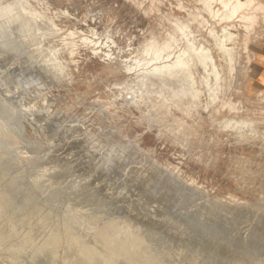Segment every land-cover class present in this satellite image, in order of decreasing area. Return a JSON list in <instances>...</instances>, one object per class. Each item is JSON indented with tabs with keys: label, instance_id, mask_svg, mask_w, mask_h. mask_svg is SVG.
I'll return each mask as SVG.
<instances>
[{
	"label": "rangeland",
	"instance_id": "rangeland-1",
	"mask_svg": "<svg viewBox=\"0 0 264 264\" xmlns=\"http://www.w3.org/2000/svg\"><path fill=\"white\" fill-rule=\"evenodd\" d=\"M195 8L208 20L205 27L189 20ZM168 16L190 26L168 60L192 45L209 54L207 69L197 65L194 72L201 93L190 113L187 102L158 109L153 67L162 62L141 55L151 34L162 40L171 30ZM210 24L217 36L225 28L232 33L224 55ZM262 44V17L247 30L238 19H213L200 0H0V264H239V248H247L246 260L264 259V244L253 235L238 240L239 162L261 170L248 182L255 179L251 189L264 193ZM211 64L220 71V89ZM213 89L217 100L210 99ZM236 119L258 122L243 127L247 139L237 137ZM187 127L195 132L191 139Z\"/></svg>",
	"mask_w": 264,
	"mask_h": 264
},
{
	"label": "bare ground",
	"instance_id": "bare-ground-1",
	"mask_svg": "<svg viewBox=\"0 0 264 264\" xmlns=\"http://www.w3.org/2000/svg\"><path fill=\"white\" fill-rule=\"evenodd\" d=\"M153 1V0H152ZM40 2V1H39ZM138 2H139V0H138ZM155 2V1H154ZM200 2L202 3V5H203V10L205 11V12H207L208 14H210V16L213 18V19H216V20H218V21H221V20H224V21H231V20H233V19H238V21H239V26H241V27H244L245 29H247V30H250V29H252L253 27H254V25H255V23L257 22V20H258V18L259 17H262V19H264V2H262V1H259V0H200ZM156 3V2H155ZM150 5H151V3H150ZM155 5V4H154ZM153 5V6H154ZM152 6V7H153ZM178 6H180V4L178 5ZM148 7V6H147ZM151 8V7H150ZM198 8V7H197ZM197 8H195V10H193V9H190V12H189V15H190V18H189V20L190 21H192V23L194 22V23H196L197 24V26H203V27H205L206 26V24L208 23V20L206 19V18H203L202 16H200L201 14H199V11H198V9ZM200 8V7H199ZM202 8V7H201ZM200 8V9H201ZM42 10V9H41ZM147 10H148V8H147ZM146 10V11H147ZM30 11H32V9L30 10ZM35 11V10H34ZM37 12V11H36ZM35 12V13H36ZM149 12V11H148ZM151 12V11H150ZM33 13V12H32ZM35 13H33V14H35ZM41 15V14H40ZM39 15V16H40ZM43 15V14H42ZM41 15V16H42ZM162 15V14H161ZM36 16H38V15H36ZM163 16V15H162ZM171 16V15H170ZM170 16H168V19H169V21L171 22V25H172V28H171V30L170 31H168L166 34H165V36H164V38H162V40H158L157 39V36H155L154 34H151V36H150V38L149 39H147L144 43V45H143V47H142V49H141V55H142V58L143 59H145L146 61H149V62H151V61H154V62H156V61H158V62H162L161 64H156L154 67H153V71H155V77H156V79H155V81L154 82H152V83H154V85H156V86H158V89L156 90V92H157V94H158V96L157 97H155L154 98V96H153V98L155 99V104H156V106L157 107H160V108H158V109H165L166 107L168 108V105L169 104H173V105H175V106H177V107H179L180 108V106H182V104L183 103H188L187 105H186V107H184V110H185V112H187V113H190L191 112V110H193L194 108H196L197 107V102H198V97H199V95H200V93H201V89H199V88H195V86H194V72L196 71V69H197V65H200L202 68H203V70H206L207 69V66L208 65H210V63H209V54L207 53V51H206V49L205 48H203V47H195L194 45H192L191 46V50H186V51H183V52H180V53H178L177 55H175L172 59H170V60H168L169 59V57H170V55H171V51H169V50H173L174 49V47L176 46V44L178 43V41L180 40V39H182V37H187V30L189 29V24L188 23H185L184 21H180L179 19H174L173 17L171 18ZM43 17H45V16H43ZM200 17V18H199ZM35 18H37V17H35ZM165 18V17H164ZM42 19V18H41ZM45 19V18H44ZM47 20V19H46ZM48 21V20H47ZM50 23V22H49ZM170 24V23H169ZM53 26V25H52ZM55 26V25H54ZM196 26V25H195ZM202 27V28H203ZM55 28V27H54ZM168 28V27H167ZM48 29H51V28H48ZM56 29V28H55ZM55 29H53V30H55ZM165 29V28H164ZM52 30V31H53ZM58 30V29H57ZM168 30V29H167ZM50 32V31H49ZM48 32V33H49ZM159 32V31H158ZM165 32V31H164ZM208 33L211 35V36H216V40H215V47H216V49L217 50H219V51H221L222 53H223V55H224V42H225V40H227V39H229V38H231L232 37V33H230V32H228V30L225 28L224 30H223V32H222V34L220 35V36H217L216 35V32L213 30V28L211 27V24L209 25V27H208ZM162 34V33H161ZM249 35H250V33H248V34H246L245 35V39H244V47L246 48V41L248 40V37H249ZM247 39V40H246ZM79 40V39H78ZM84 41H85V39H83ZM86 40H87V38H86ZM88 41V40H87ZM86 41V42H87ZM67 42L69 43V41L67 40ZM67 42H64L65 44L67 43ZM72 42V41H71ZM79 42V41H78ZM83 42V41H82ZM89 42V41H88ZM60 44H61V42H59ZM73 43V42H72ZM71 43V44H72ZM53 45L54 44H52L51 46H52V48H53ZM64 45V44H63ZM56 46V45H55ZM59 46V45H58ZM57 46V47H58ZM70 46V45H69ZM68 46V47H69ZM74 46V45H73ZM61 47V46H60ZM71 47V46H70ZM76 47V46H75ZM49 48V47H48ZM51 48V49H52ZM55 48V47H54ZM59 48V47H58ZM78 48H79V46H78ZM56 49V48H55ZM62 49H63V47H62ZM61 49V50H62ZM65 49V48H64ZM67 49V48H66ZM68 49H70V48H68ZM57 51V50H56ZM63 51V50H62ZM67 51V50H66ZM55 52V51H54ZM59 52V51H58ZM69 53H71V52H69ZM72 53H73V51H72ZM105 56H107V55H105ZM226 57V56H225ZM74 60V59H73ZM52 63H54V62H52ZM61 64V63H60ZM211 68H214L215 70H214V72H212L213 70L211 69V72H212V74H213V78H214V82H215V86H217L218 85V88L220 89L221 88V86H220V83H221V79H222V77H221V75H220V71H219V69H217V68H215V65L214 64H211ZM203 79H206V76H204L203 77ZM140 83L143 85V86H147V83L145 82V81H140ZM175 83H177L178 85H174ZM123 84V83H122ZM140 84V85H141ZM121 85V84H120ZM148 87V86H147ZM151 87V86H150ZM147 89V88H146ZM154 89V88H153ZM148 90V89H147ZM146 90V93L148 92ZM150 90V89H149ZM151 90H152V88H151ZM154 91V90H153ZM152 91V92H153ZM218 89H213V90H211V92H210V99L212 100H214V98L215 97H217L216 95H217V93H218ZM144 92V91H143ZM156 92H155V94H156ZM149 93V92H148ZM144 94V93H143ZM142 93H140L139 95H140V97H139V95H137L139 98H141V96L143 95ZM152 93H150V95H151ZM132 96H134V95H132ZM144 96V95H143ZM145 96H146V94H145ZM148 96H149V94H148ZM156 96V95H155ZM131 97V96H130ZM136 98V97H135ZM146 98V97H145ZM147 98H150V96L149 97H147ZM138 99V98H137ZM152 99V98H151ZM216 99V98H215ZM134 100V99H133ZM132 100V101H133ZM136 100V99H135ZM153 100V99H152ZM217 100V99H216ZM131 101V102H132ZM139 101V100H138ZM126 102V101H125ZM130 102V101H129ZM135 102V101H134ZM152 103L154 102V100L153 101H151ZM203 102V101H202ZM213 102V101H212ZM211 102V105L213 104ZM215 102V101H214ZM128 103V102H127ZM136 103H137V101L135 102V105H136ZM142 102H140L139 104H141ZM148 103V101H146L145 102V105ZM132 104H134V103H132ZM107 105V104H106ZM142 105V104H141ZM151 105V104H150ZM203 105V104H202ZM104 106H105V104H104ZM137 106H138V104H137ZM147 106V105H146ZM153 106H155V105H153ZM155 106V107H156ZM207 106H209V105H207ZM156 107V108H157ZM104 108V107H103ZM148 108H150V106L148 107ZM151 108H153V107H151ZM199 108V107H198ZM154 109V108H153ZM169 109V108H168ZM99 110H101V109H99ZM104 110V109H103ZM103 110H102V112H103ZM146 110V109H145ZM170 110V109H169ZM171 110H173V109H171ZM183 110V111H184ZM105 111V110H104ZM108 111V110H107ZM154 111V110H153ZM168 111V110H167ZM178 111H179V109H178ZM209 111V110H208ZM210 111H211V109H210ZM215 111V110H214ZM111 112V111H110ZM156 112V111H155ZM161 112V111H160ZM163 113H164V111H162ZM169 112V111H168ZM213 112V111H212ZM157 113V112H156ZM162 113V114H163ZM167 113V112H166ZM176 113V112H175ZM178 113V112H177ZM196 113V112H195ZM194 113V114H195ZM198 113V112H197ZM168 114V113H167ZM171 115H172V113H170ZM183 114H184V112H183ZM208 114H209V112H208ZM214 114V113H213ZM152 115V114H151ZM157 115H160V113H158ZM164 115H165V113H164ZM182 115V114H181ZM185 115H186V113H185ZM187 115H189V114H187ZM192 115V114H191ZM217 115V114H216ZM216 115L214 116V117H216ZM163 116V115H162ZM161 116V117H162ZM169 116V115H168ZM194 116V115H193ZM196 116V115H195ZM147 117V116H146ZM157 117H159V116H157ZM176 118V116H173V118ZM181 117H183V116H181ZM186 117V116H185ZM197 117H199V116H197ZM211 117V116H210ZM219 117V116H218ZM218 117H216V118H218ZM230 117V116H229ZM153 118V117H152ZM172 119L173 121L175 120L176 121V119H179L178 117L176 118V119ZM190 118V117H189ZM156 119V118H155ZM158 119V118H157ZM156 119V120H157ZM161 119H163V118H161ZM219 119V118H218ZM230 119L231 118H224L223 119V121H225V123L226 124H230V123H232V122H230ZM234 119V118H233ZM164 121H165V118L163 119ZM171 119H169V121H170ZM183 120V119H182ZM187 120V119H186ZM191 120V119H190ZM210 120V119H209ZM212 120H214V118L212 119ZM211 120V121H212ZM216 120V119H215ZM237 120V122H238V125L235 127V129H236V132H237V137L239 138V140L240 139H244V137H246V135L244 134V132L242 131V129H243V127L244 126H247V127H249V128H254V126H255V124H256V122L253 120V119H249L248 121H246V120H244V121H239L238 119H236ZM153 121V120H152ZM158 121H161V120H159L158 119ZM163 121V122H164ZM168 121V120H167ZM180 121H181V119H180ZM220 121V120H219ZM235 121V120H234ZM258 121H262L261 119L260 120H258ZM162 122V121H161ZM176 122H178V121H176ZM183 122V121H182ZM181 122V123H182ZM189 122V121H188ZM191 122H192V120H191ZM190 122V123H191ZM236 122V121H235ZM236 122V123H237ZM262 122H264V121H262ZM156 123H159V122H157L156 121ZM172 123H174V122H172ZM183 123H185V122H183ZM182 123V124H183ZM217 123V122H216ZM258 123V122H257ZM259 123H261V122H259ZM164 124H165V122H164ZM163 124V125H164ZM177 124V123H176ZM221 123H219V125H220ZM223 124V123H222ZM191 125V124H190ZM189 125V126H190ZM215 125V124H214ZM219 125H218V127H219ZM231 126V128L234 126V124L232 123V124H230ZM162 126V125H161ZM167 125H165V126H163V127H166ZM217 126V125H216ZM173 127H175V126H173ZM172 127V129H174ZM177 127V126H176ZM175 127V129L177 130V128ZM184 127V125H182V128ZM221 127V126H220ZM222 127H223V125H222ZM224 129H225V126L223 127ZM166 129V128H165ZM172 129H170V130H172ZM180 129V128H179ZM188 131H187V133L189 132V129H188V127L186 128ZM190 129H192L191 127H190ZM166 130H169V129H166ZM182 130V129H181ZM185 129H183V131H184ZM249 130V129H248ZM253 130V129H252ZM174 131V130H173ZM191 131V130H190ZM250 131V130H249ZM180 132V131H179ZM179 132H178V134H179ZM182 132V131H181ZM180 132V133H181ZM256 132V131H255ZM254 132V134H257V133H255ZM176 133V132H175ZM192 133V132H191ZM190 133V135H192L193 133H195L194 131H193V133L191 134ZM259 133V132H258ZM249 134V133H248ZM261 134V133H260ZM260 134L258 135V136H260ZM174 135V134H173ZM181 136H182V134H180ZM188 135H189V133H188ZM189 135V136H190ZM197 135V134H196ZM236 135V134H235ZM249 136V135H248ZM250 136H251V133H250ZM253 136V135H252ZM251 136V137H252ZM257 136V135H256ZM77 137V136H76ZM175 137H176V134H175ZM183 138H185L184 136H182ZM187 137V136H186ZM193 137V136H192ZM200 137V136H199ZM178 138H179V136H178ZM256 137L254 136V138L253 139H251V140H254ZM84 139V138H83ZM181 139V138H180ZM190 139H191V136H190ZM246 139H247V137H246ZM238 140V141H239ZM259 140V139H258ZM89 141V140H88ZM178 141V140H177ZM176 140L174 141V142H177ZM187 141H188V139H187ZM238 141H236V142H238ZM246 141V140H245ZM255 141V140H254ZM253 141V142H254ZM79 142V141H78ZM83 142V141H82ZM179 142V141H178ZM181 142V141H180ZM191 142V141H190ZM189 142V143H190ZM252 142V143H253ZM85 143V142H84ZM104 143V142H103ZM182 143H184V142H182ZM186 143V142H185ZM184 143V144H185ZM242 143V142H241ZM251 143V144H252ZM83 144V143H82ZM81 144V145H82ZM129 144V143H128ZM128 144H126V145H128ZM250 144V145H251ZM79 145V144H78ZM80 145V146H81ZM84 145V144H83ZM82 145V146H83ZM115 145V144H114ZM125 145V146H126ZM131 145H133V143L131 144ZM246 145V144H245ZM262 145V144H261ZM85 146V145H84ZM86 146H88V145H86ZM100 146V145H99ZM102 146V145H101ZM124 146V147H125ZM98 147V146H97ZM103 147V146H102ZM107 147V146H106ZM131 147V146H130ZM109 148V147H108ZM261 148V147H260ZM94 149V148H93ZM98 149V148H97ZM100 149V148H99ZM124 149V148H123ZM88 150V149H87ZM103 150H105V149H103ZM110 151V150H109ZM113 151V150H112ZM261 151L262 152H264V148H262L261 149ZM259 152V151H258ZM95 153V152H94ZM104 154V153H103ZM199 154V153H198ZM197 154V155H198ZM257 154V153H256ZM259 155H260V153H259ZM258 155V156H259ZM101 156H102V154H101ZM104 156V155H103ZM243 157H244V155H243ZM197 158V157H196ZM199 158H201V157H199ZM262 158V157H261ZM243 160H244V158H243ZM245 162V161H244ZM243 161L242 162H239V191L242 193V195H239V244H240V242L243 240V239H250V236L251 235H253L254 236V241H255V243L257 244V245H260V243L258 244V242H260L261 241V244H264V193H262L261 191H259V189H258V192L255 190V189H251V187H250V184L251 183H253V180H255V179H252V180H250V182H248L249 180V178H250V175L252 174V173H258L259 171L261 172V170H259V171H257V168H256V170L254 171V170H252L250 167H249V163L248 162H245L244 163ZM163 166V165H162ZM167 168V167H166ZM260 168V166L258 167V169ZM262 168V167H261ZM163 169V168H162ZM130 170V169H129ZM164 171H165V169H164ZM262 171H264V170H262ZM167 172H168V170H167ZM255 174H253V175H255ZM13 176V175H12ZM256 176H258V175H256ZM260 176V175H259ZM12 178V177H11ZM252 178H254V176L252 177ZM259 179H260V181H261V179H262V177L260 178L259 177ZM11 181H12V179H11ZM115 181V180H114ZM257 181V180H256ZM258 182V181H257ZM262 182V181H261ZM178 183V182H177ZM180 183V182H179ZM178 183V184H179ZM254 183H256V182H254ZM175 184V183H174ZM181 184V183H180ZM185 184V183H184ZM262 184V183H261ZM142 185L143 186H146V185H144V183H142ZM151 185H153V184H151ZM138 186V185H137ZM157 186H158V184H157ZM179 186V185H178ZM177 186V187H178ZM258 186V185H257ZM262 186H264V185H262ZM153 188V187H152ZM181 188V187H180ZM183 188V190H185V188L184 187H182ZM260 188V187H259ZM187 189V188H186ZM262 189V188H261ZM29 190V189H28ZM178 190V189H177ZM0 191H2V190H0ZM23 191H25V190H23ZM187 191H189V189L187 190ZM22 192V191H21ZM14 193V192H13ZM23 193V192H22ZM29 193V192H28ZM183 193V192H182ZM4 195V194H3ZM3 195H1V196H3ZM15 195V194H14ZM11 197V196H10ZM232 197V196H231ZM8 198V197H7ZM213 198V197H212ZM225 198H227V197H225ZM208 198L206 197V200H207ZM214 199V198H213ZM212 199V200H213ZM216 199H218V198H216ZM231 199V198H230ZM209 200V199H208ZM211 200V199H210ZM220 200H222L221 198L219 199V201ZM232 200V199H231ZM8 201V200H7ZM213 201H215V199L213 200ZM212 201V202H213ZM218 201V200H217ZM224 201V200H223ZM226 201L227 200H225V204H226ZM206 202H208V201H206ZM229 202H231L230 200H229ZM229 202H227V203H229ZM26 203V202H25ZM223 203V204H224ZM232 203V202H231ZM215 203H213V205H214ZM217 204V203H216ZM223 204H221V205H223ZM233 205H235L234 203H232ZM68 206V205H67ZM218 206H219V203H218ZM225 206V205H224ZM227 206V205H226ZM229 206V205H228ZM23 207V206H22ZM71 207V206H70ZM233 207V206H232ZM231 207V205H230V207L229 208H232ZM21 208V207H20ZM67 208V207H66ZM69 208V207H68ZM216 208H217V206H216ZM219 208V207H218ZM222 208H224V207H222ZM221 208V210H223ZM229 208H227V209H229ZM234 208H236L235 206H234ZM7 209V208H6ZM13 209V208H12ZM15 209V208H14ZM38 209V208H37ZM36 209V210H37ZM61 209V208H60ZM225 209H226V207H225ZM224 209V210H225ZM236 209H238V208H236ZM34 210V209H33ZM218 210H220V209H218ZM5 211V210H4ZM11 211V210H10ZM14 211V210H13ZM213 213H214V211L213 210H211ZM230 211V210H229ZM231 211H233V213H234V209L233 210H231ZM1 212V211H0ZM8 212V211H7ZM32 212V211H31ZM33 212H35V211H33ZM50 212V211H49ZM68 212V211H67ZM36 213V212H35ZM41 213V212H40ZM39 213V214H40ZM47 213V212H46ZM65 213V212H64ZM78 213V212H77ZM210 213V212H209ZM208 213V214H209ZM216 213V212H215ZM215 213H214V215H215ZM225 213V212H224ZM230 213V212H229ZM205 214V213H204ZM203 214V215H204ZM222 214V213H221ZM227 214V213H226ZM6 215V214H5ZM20 215V214H19ZM42 215V214H41ZM210 215V214H209ZM218 215V214H217ZM43 216V215H42ZM46 216V215H45ZM49 216V215H48ZM51 216H53V215H51ZM56 216V215H55ZM66 216V215H65ZM69 216V215H68ZM68 216H66V217H68ZM75 216V215H74ZM73 216V217H74ZM201 216H202V214H201ZM201 216H200V218H201ZM212 217H213V214L211 215ZM216 216V215H215ZM12 217H14V216H12ZM17 217V216H16ZM23 217V215L21 216V218ZM25 217H26V215H25ZM36 217V216H35ZM38 217V216H37ZM78 217V216H77ZM76 217V218H77ZM88 217V216H87ZM95 217V216H94ZM205 217H206V219L208 218L206 215H205ZM42 218V217H41ZM60 218V217H59ZM80 218V217H79ZM86 218V217H85ZM91 218V217H90ZM89 218V219H90ZM117 218V217H116ZM226 218V217H225ZM225 218H223V219H225ZM26 219V218H25ZM24 219V220H25ZM33 219V218H32ZM43 219V218H42ZM54 219V218H53ZM69 219V218H68ZM93 219V218H92ZM119 219V218H118ZM214 219V218H213ZM218 219H220V217L218 218ZM2 220V219H1ZM16 220V219H15ZM20 220H23V219H20ZM19 220V221H20ZM23 220V221H24ZM50 220H51V218H50ZM60 220V219H59ZM65 220V219H64ZM80 220V219H79ZM88 220V219H87ZM94 220V219H93ZM99 220V219H98ZM97 220V221H98ZM102 220V219H101ZM112 220V219H111ZM113 220H115V219H113ZM130 220V219H129ZM202 220V219H201ZM212 220V219H211ZM210 220V221H211ZM226 220H227V218H226ZM229 220V219H228ZM6 221V220H5ZM9 221V220H8ZM22 221V222H23ZM49 221V220H48ZM66 221H68V220H66ZM77 221V220H76ZM209 221V222H210ZM237 221V220H236ZM15 222V221H14ZM13 222V223H14ZM17 222V221H16ZM25 222V221H24ZM54 222V221H53ZM81 222V221H80ZM86 222V221H85ZM94 222H96V221H94ZM114 222V221H113ZM118 222H120V221H118ZM132 222V221H131ZM205 222V221H204ZM206 222H207V220H206ZM229 222V221H228ZM228 222H226L227 224H228ZM12 223V222H11ZM28 223V222H27ZM43 223H45V221L43 222ZM47 223H49V222H47ZM55 223H57V221L55 222ZM55 223H54V225H55ZM61 223V222H60ZM64 223V222H63ZM62 223V224H63ZM70 223V222H69ZM75 223V222H74ZM84 223V222H83ZM92 223V222H91ZM97 223V222H96ZM101 223V222H100ZM225 223V222H224ZM236 223V222H235ZM20 224V223H19ZM23 224V223H22ZM95 224V223H94ZM112 224V223H111ZM119 224V223H118ZM123 224V223H122ZM236 224V225H237ZM3 225V224H2ZM9 225V224H8ZM29 225V224H28ZM52 225H53V223H52ZM61 225V224H60ZM68 225V224H67ZM83 225H85V224H83ZM92 225V224H91ZM101 225V224H100ZM104 225H106V227H107V223L106 224H104ZM116 225V224H115ZM115 225H114V227H115ZM120 225V224H119ZM24 226H25V224H24ZM45 226V225H44ZM71 226H72V224H71ZM74 226V225H73ZM87 226V225H86ZM88 226H90V224L88 225ZM112 226V225H111ZM124 226V225H123ZM130 226V225H129ZM132 226V225H131ZM130 226V227H131ZM227 226V225H226ZM69 227V226H68ZM92 227V226H91ZM96 227V226H95ZM97 227H99V226H97ZM96 227V228H97ZM105 227V226H104ZM120 227V226H119ZM211 227V226H210ZM235 227V226H234ZM238 226H236L235 228H237ZM17 228V227H16ZM21 228H22V226H21ZM45 228V227H44ZM87 228H89V227H87ZM100 228V227H99ZM101 228H102V226H101ZM110 228H112V227H110ZM127 228V227H126ZM125 228V229H126ZM132 228H133V226H132ZM131 228V229H132ZM228 228V227H227ZM229 228H230V226H229ZM233 228V227H232ZM234 228V229H235ZM15 229V228H14ZM24 229V228H23ZM26 229V228H25ZM60 229V228H59ZM58 229V230H59ZM63 229H64V227H63ZM71 229V228H70ZM91 229V228H90ZM113 229V228H112ZM124 229V228H123ZM213 229V228H212ZM216 229V228H215ZM233 229V230H234ZM18 230V229H17ZM74 230V229H73ZM104 230H106V232H107V229L105 228ZM115 230V229H114ZM113 230V231H114ZM121 230V229H120ZM211 230V229H210ZM224 230V229H223ZM230 230V229H229ZM236 230V229H235ZM234 230V232H236ZM7 231V230H6ZM15 231V230H14ZM41 231V230H40ZM88 231H89V229H88ZM92 231V230H91ZM117 231V230H116ZM116 231H114V232H116ZM125 231V230H124ZM133 231H136V229L134 230L133 229ZM138 231V230H137ZM33 232V231H32ZM70 231H68L67 233H69ZM110 231H108V233H109ZM126 232V231H125ZM6 233V232H5ZM10 233V232H9ZM13 233V232H12ZM11 233V234H12ZM19 233V232H18ZM61 233H62V231H61ZM79 233H82V232H79ZM118 233V232H117ZM116 233V234H117ZM128 233H129V231H128ZM136 233V232H135ZM7 234V233H6ZM30 234H32V233H30ZM29 234V235H30ZM64 234H65V232H64ZM74 234V233H73ZM77 234V233H76ZM88 234H89V232H88ZM131 234V233H130ZM137 234L139 235L140 234V232L138 233L137 232ZM136 234V235H137ZM142 234V233H141ZM237 234V233H236ZM9 235V234H8ZM15 235V234H14ZM45 235H47V234H45ZM45 235H43L44 237H45ZM69 236H71L72 237V235H70V234H68ZM75 235V234H74ZM82 235H83V233H82ZM81 235V236H82ZM108 235V238H109V234H107ZM107 235H104V236H107ZM114 235V234H113ZM113 235H112V237H113ZM123 235V234H122ZM54 236V235H53ZM59 236H61V235H59ZM69 236H67V237H69ZM97 236V235H96ZM115 236H117V235H114V237ZM7 237V236H6ZM12 237V236H11ZM14 237V236H13ZM66 237V238H67ZM113 237V238H114ZM118 237V236H117ZM120 237V239H122L121 238V236H119ZM123 237V236H122ZM133 237V236H132ZM143 237V236H142ZM4 238V237H3ZM17 238V237H16ZM31 238V237H30ZM65 238V239H66ZM81 238L82 237H80V239L79 240H81ZM104 238V237H103ZM111 239L112 241L114 240V239ZM32 239V238H31ZM49 239V238H48ZM52 239V238H51ZM69 239H70V237H69ZM85 239V238H84ZM101 239V238H100ZM109 239V240H110ZM126 239H127V237H126ZM246 239V240H247ZM60 240V239H59ZM78 240V241H79ZM97 240H99V239H97ZM96 240V241H97ZM104 240V239H103ZM108 240V239H107ZM106 240V242H108ZM144 240V239H143ZM8 241V240H7ZM20 241V240H19ZM29 241H30V239H29ZM55 241H57V240H55ZM54 241V242H55ZM61 241V240H60ZM69 241V240H68ZM76 242V243H79V242ZM94 241V243H95V240H93ZM140 241V240H139ZM41 242V241H40ZM72 242V241H71ZM74 242V241H73ZM82 242V241H81ZM80 242V243H81ZM89 242H90V240H89ZM100 242H102V241H100ZM110 242V241H109ZM125 242H127V241H125ZM142 242V241H141ZM144 242V241H143ZM147 242V241H146ZM246 242V241H245ZM249 242V241H248ZM2 243V242H1ZM0 243V244H1ZM9 243V242H8ZM17 243V242H16ZM15 243V244H16ZM58 243V242H57ZM79 243V244H80ZM85 243H86V241H85ZM84 243V244H85ZM111 243V242H110ZM109 243V244H110ZM114 243V242H113ZM135 243V242H134ZM137 243V242H136ZM244 243V242H243ZM243 243H242V245H243ZM247 243V242H246ZM250 243V242H249ZM255 243H253V244H255ZM14 244V243H13ZM56 244V243H55ZM71 244V243H70ZM74 244V243H73ZM93 243H91V245H92ZM97 244V243H96ZM106 244V243H105ZM256 244H255V246H256ZM5 245H6V243H5ZM78 245V244H77ZM81 245V244H80ZM98 245V244H97ZM115 245V244H114ZM129 245V244H128ZM140 245V244H139ZM145 245V244H144ZM143 245V246H144ZM148 245V244H147ZM217 245V244H216ZM218 245H220V244H218ZM245 245V244H244ZM67 246V245H66ZM71 246V245H70ZM82 246H84V245H82ZM95 246V245H94ZM102 246V245H101ZM146 246V245H145ZM240 246V245H239ZM260 246H262V245H260ZM4 247V246H3ZM27 247V246H26ZM102 247H105L104 246V243H103V246ZM107 247H109L108 246V244H107ZM106 247V248H107ZM130 247V246H129ZM140 247V246H139ZM138 247V248H139ZM226 247V246H225ZM247 247V246H246ZM250 247V246H249ZM248 247V248H249ZM257 247V246H256ZM97 248V247H96ZM99 248V247H98ZM97 248V249H98ZM131 248H132V246H131ZM131 248H129V249H131ZM148 248H150V247H148ZM236 248V247H235ZM252 248L253 247H250V249H251V251H252ZM258 248V247H257ZM9 249V248H8ZM34 249V248H33ZM36 249V248H35ZM103 249V248H102ZM101 249V250H102ZM112 249V248H111ZM135 249V248H134ZM147 249V248H146ZM237 249V248H236ZM247 249V248H246ZM246 249H243L242 251H244V250H246ZM249 249V250H250ZM254 249V248H253ZM2 250V249H1ZM0 250V251H1ZM60 250V249H59ZM99 250V249H98ZM105 250V249H104ZM141 250V249H140ZM144 250V249H143ZM249 250H248V254H249ZM14 251V250H13ZM33 251V250H32ZM47 251V250H46ZM75 251H76V249H75ZM74 251V252H75ZM95 251V250H94ZM103 251V250H102ZM112 251V250H111ZM122 251V250H121ZM147 251V250H146ZM149 251H151V250H149ZM241 251V248H239V264H264V259H259V261L257 260L258 259V257H250L251 259H248V260H246V257H244V253H245V251H244V253ZM254 251V250H253ZM256 251V250H255ZM2 252V251H1ZM12 252V251H11ZM57 252H59V251H57ZM103 252H105V251H103ZM108 252V251H107ZM138 252V251H137ZM152 252V251H151ZM216 252V251H215ZM247 252V251H246ZM262 252V251H261ZM28 253V252H27ZM77 253V252H76ZM101 253V252H100ZM99 253V254H100ZM159 253V252H158ZM162 253V252H161ZM198 253V252H197ZM10 254V253H9ZM16 254V253H15ZM42 254V253H41ZM105 254V253H104ZM121 254V253H120ZM146 254V253H145ZM149 254V253H148ZM229 254V253H228ZM252 254V253H251ZM261 253H259V255H260ZM12 255V254H11ZM32 255V254H31ZM34 255V254H33ZM73 255V254H72ZM141 255V254H140ZM143 255V254H142ZM152 255V254H151ZM157 255V254H156ZM247 255V254H246ZM262 255V254H261ZM260 255V256H261ZM4 256V255H3ZM8 256V255H7ZM15 256V255H14ZM47 256V255H46ZM65 256H67V255H65ZM70 256V255H69ZM76 256V255H75ZM97 256V255H96ZM109 256V255H108ZM117 255H115V257H116ZM150 256V255H149ZM155 256V255H154ZM252 256V255H251ZM21 257V256H20ZM30 257V256H29ZM34 257V256H33ZM48 257V256H47ZM55 257V256H54ZM58 257V256H57ZM111 257H112V255H111ZM122 257V256H121ZM148 257V256H147ZM9 258V257H8ZM70 258V257H69ZM75 258V257H74ZM119 258V257H118ZM135 258H136V256H135ZM146 258V257H145ZM151 258H153V257H151ZM150 258V259H151ZM157 258V257H156ZM248 258V257H247ZM257 258V259H256ZM261 258V257H260ZM35 259V258H34ZM72 259V258H71ZM125 259H127V258H125ZM147 259V258H146ZM157 259H159V258H157ZM228 259H230V258H228ZM13 260V259H12ZM11 260V261H12ZM56 260V259H55ZM60 260V259H59ZM140 260H141V258H140ZM152 260V259H151ZM156 260V259H155ZM231 260H232V258H231ZM231 260H230V262H231ZM16 261V260H15ZM51 261V260H50ZM64 261V260H63ZM58 262V261H57ZM56 262V263H57ZM113 262V261H112ZM112 262H110V263H112ZM237 264V263H236Z\"/></svg>",
	"mask_w": 264,
	"mask_h": 264
},
{
	"label": "crops",
	"instance_id": "crops-1",
	"mask_svg": "<svg viewBox=\"0 0 264 264\" xmlns=\"http://www.w3.org/2000/svg\"><path fill=\"white\" fill-rule=\"evenodd\" d=\"M259 50H264V44H262ZM258 63H259V73L262 76L261 79L264 80V55L260 56V60Z\"/></svg>",
	"mask_w": 264,
	"mask_h": 264
}]
</instances>
